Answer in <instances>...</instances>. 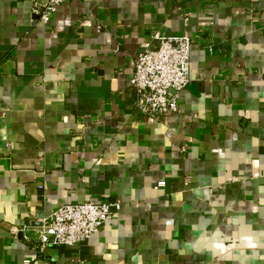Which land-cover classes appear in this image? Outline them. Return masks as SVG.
Masks as SVG:
<instances>
[{
  "label": "crops",
  "instance_id": "obj_1",
  "mask_svg": "<svg viewBox=\"0 0 264 264\" xmlns=\"http://www.w3.org/2000/svg\"><path fill=\"white\" fill-rule=\"evenodd\" d=\"M183 33L181 112L138 115L139 54ZM88 201L119 207L40 247ZM0 264H264V0H72L49 25L0 0Z\"/></svg>",
  "mask_w": 264,
  "mask_h": 264
},
{
  "label": "built area",
  "instance_id": "obj_2",
  "mask_svg": "<svg viewBox=\"0 0 264 264\" xmlns=\"http://www.w3.org/2000/svg\"><path fill=\"white\" fill-rule=\"evenodd\" d=\"M31 4L32 16L45 25L52 22L59 8L72 0H25ZM102 30L101 26L98 28ZM155 49L140 53L131 80L138 115L162 119L179 114L181 93L190 83L191 53L194 38L187 33L173 36L157 34ZM163 185V183H160ZM118 204L88 201L67 204L41 220L37 236L41 248L82 244L97 235L112 219Z\"/></svg>",
  "mask_w": 264,
  "mask_h": 264
}]
</instances>
